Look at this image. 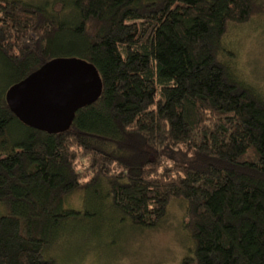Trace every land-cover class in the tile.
<instances>
[{"label":"trees","instance_id":"16d2710c","mask_svg":"<svg viewBox=\"0 0 264 264\" xmlns=\"http://www.w3.org/2000/svg\"><path fill=\"white\" fill-rule=\"evenodd\" d=\"M71 6L75 21L62 2L0 0V264H57L49 247L82 192L141 229L181 201L194 255L179 264H264V94L226 44L232 25L264 18V0ZM55 57L92 63L102 90L49 134L21 123L5 92ZM177 146L187 162H168Z\"/></svg>","mask_w":264,"mask_h":264},{"label":"rangeland","instance_id":"374dc122","mask_svg":"<svg viewBox=\"0 0 264 264\" xmlns=\"http://www.w3.org/2000/svg\"><path fill=\"white\" fill-rule=\"evenodd\" d=\"M44 7L64 3L62 16L75 21L73 0H21ZM227 47L236 53L238 73L260 94H264V18L232 25ZM8 74L0 62V88ZM168 162H187L190 156L180 147L168 153ZM109 198L95 200L91 193H79L66 204L75 211L56 231L48 256L57 264H179L193 257V243L184 229V204L174 200L156 228L141 229L120 218Z\"/></svg>","mask_w":264,"mask_h":264},{"label":"water","instance_id":"95a60500","mask_svg":"<svg viewBox=\"0 0 264 264\" xmlns=\"http://www.w3.org/2000/svg\"><path fill=\"white\" fill-rule=\"evenodd\" d=\"M95 66L79 57L51 58L5 92L10 111L24 125L55 134L66 131L75 112L101 94Z\"/></svg>","mask_w":264,"mask_h":264}]
</instances>
